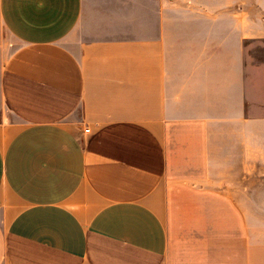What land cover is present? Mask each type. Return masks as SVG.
Masks as SVG:
<instances>
[{
	"label": "crops",
	"instance_id": "obj_1",
	"mask_svg": "<svg viewBox=\"0 0 264 264\" xmlns=\"http://www.w3.org/2000/svg\"><path fill=\"white\" fill-rule=\"evenodd\" d=\"M0 264H264V0H0Z\"/></svg>",
	"mask_w": 264,
	"mask_h": 264
},
{
	"label": "rangeland",
	"instance_id": "obj_2",
	"mask_svg": "<svg viewBox=\"0 0 264 264\" xmlns=\"http://www.w3.org/2000/svg\"><path fill=\"white\" fill-rule=\"evenodd\" d=\"M76 35H77V34H73V35L71 36L70 39L76 38V37H75Z\"/></svg>",
	"mask_w": 264,
	"mask_h": 264
},
{
	"label": "built area",
	"instance_id": "obj_3",
	"mask_svg": "<svg viewBox=\"0 0 264 264\" xmlns=\"http://www.w3.org/2000/svg\"><path fill=\"white\" fill-rule=\"evenodd\" d=\"M89 131H90V130L87 128V129H86V132H89Z\"/></svg>",
	"mask_w": 264,
	"mask_h": 264
}]
</instances>
